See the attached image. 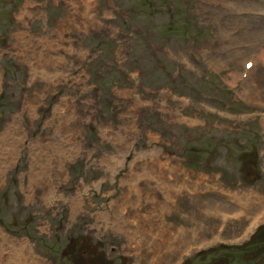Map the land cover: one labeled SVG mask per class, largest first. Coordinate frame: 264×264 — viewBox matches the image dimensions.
Wrapping results in <instances>:
<instances>
[{"label": "rangeland", "instance_id": "obj_1", "mask_svg": "<svg viewBox=\"0 0 264 264\" xmlns=\"http://www.w3.org/2000/svg\"><path fill=\"white\" fill-rule=\"evenodd\" d=\"M39 263L264 264V0H0V264Z\"/></svg>", "mask_w": 264, "mask_h": 264}, {"label": "bare ground", "instance_id": "obj_2", "mask_svg": "<svg viewBox=\"0 0 264 264\" xmlns=\"http://www.w3.org/2000/svg\"><path fill=\"white\" fill-rule=\"evenodd\" d=\"M254 72V71H253ZM165 178V177H164ZM162 180V179H161ZM164 181V180H163ZM131 202V201H130ZM223 211H225V210H222V212ZM205 212V217H209L210 216V213L209 212H206V211H204ZM251 209L249 208V212L248 213H246V214H250L251 216L255 213L254 211H253V213L251 214ZM220 214V211L219 212H217V213H215V214H213V215H211V217L213 216L214 218H216V219H220L221 217H219L217 214ZM245 213L243 214V216L244 215H246ZM236 215V214H235ZM250 215H248V216H250ZM230 219H232V220H237V219H234V218H232V217H230ZM200 223H202V222H200ZM227 225V224H226ZM256 226V224L254 223L253 224V226ZM252 226V225H251ZM199 227V226H198ZM206 227V223L205 224H202V226H201V228L202 229H204ZM163 228H164V226H163ZM184 239V238H183ZM189 241H191V240H189ZM182 242V241H181ZM188 242V241H187ZM192 242V241H191ZM190 243V242H189ZM182 244V243H181ZM24 251V250H23ZM173 253V252H172ZM28 255H30L29 253H28ZM27 254H26V256L29 258V256H28ZM164 257V256H163ZM31 258H33V256H31ZM31 258H29V260L31 259ZM163 259V258H162ZM33 260L36 262V259H34L33 258ZM163 260H165V259H163ZM38 262H39V260H37ZM40 264V263H39Z\"/></svg>", "mask_w": 264, "mask_h": 264}]
</instances>
